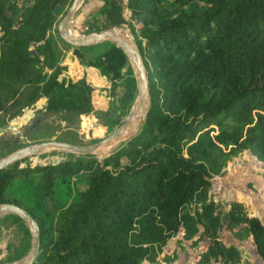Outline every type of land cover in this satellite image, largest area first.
<instances>
[{"label": "trees", "instance_id": "trees-1", "mask_svg": "<svg viewBox=\"0 0 264 264\" xmlns=\"http://www.w3.org/2000/svg\"><path fill=\"white\" fill-rule=\"evenodd\" d=\"M18 1L0 0V125L36 111L40 100L44 110L27 132L1 141L0 150L22 136L82 144L78 122L93 110L92 87L83 74L66 72L62 50L93 69L120 108L135 91L127 57L109 41L72 47L60 39L56 23L71 0ZM124 10L141 24L137 38L128 23L148 83L139 128L102 158L52 152L61 160L40 163L47 155L41 154L31 157L33 164L19 165L23 158L0 169V204L21 206L38 225L39 253L31 264H140L158 257L172 263L176 252L163 248L179 230L177 245L208 242L194 264H238L240 250L219 238L224 221L251 235L264 264V226L239 202L221 210L209 192L210 178L240 151L264 162V0H84L73 18L81 16L79 33L97 32L127 23ZM106 118L110 130L117 117ZM74 178L82 189L49 207L57 193H70ZM13 180L34 187L48 222L12 194ZM11 226L0 262L30 247L23 220L1 215L0 227Z\"/></svg>", "mask_w": 264, "mask_h": 264}, {"label": "rangeland", "instance_id": "rangeland-1", "mask_svg": "<svg viewBox=\"0 0 264 264\" xmlns=\"http://www.w3.org/2000/svg\"><path fill=\"white\" fill-rule=\"evenodd\" d=\"M22 0H19L18 3H20ZM81 16L78 17V19L72 18L71 20V24L69 25V30H73L74 33H79L77 27L80 26L79 23H81L80 20ZM124 18L127 21V23H122L121 25H123L126 29H128L129 31V26H128V22H129V18L128 15L125 14L124 12ZM82 28V27H81ZM131 34V33H130ZM132 36V35H131ZM102 87H98L97 91H100ZM110 98H109V105L107 108H105L104 110H92V112L90 114H92V118L91 117H87L83 120V122L79 121L78 123L80 124V127L78 128V130L80 132H82V136L81 138L84 139V141L82 142V144H90L93 143L97 140H99L100 138H102L103 136H105L106 132L108 131V127H109V122L106 118V113H112L115 117H117V123H118V118L121 117L127 110V107H122L120 108V104L118 101H116V97H113L111 94ZM41 104V103H40ZM42 105V104H41ZM89 115V114H88ZM118 115V116H116ZM9 122V121H8ZM32 122H30L29 124H26L24 122V124L19 123L17 125V129L11 130L9 131V129H7L8 131H6V134L8 135L9 133H11V135H8L9 137L15 136V137H19L20 136V132L22 131L23 127L26 128L28 126L31 125ZM77 123V124H78ZM117 123L113 124V126H116ZM135 123V122H134ZM133 123V124H134ZM112 126V127H113ZM137 124H135V128L136 129ZM97 128V130H96ZM88 130H91V135L88 136ZM96 130V131H95ZM133 130V131H134ZM4 132V133H3ZM1 134L3 141L5 139V129ZM49 139H53V138H49ZM126 138H124L125 140ZM2 141V142H3ZM123 141V140H121ZM119 141L117 143V145H110L108 146L110 149H107L108 147L104 148L102 151V154H106L109 153L110 151H112L113 149H115L118 144L121 142ZM33 141H30L28 139H26L25 137H21L18 141L17 144H15V146L4 149V150H0V157L13 151L14 149L23 146L25 144L28 143H32ZM113 146V147H112ZM106 150V151H105ZM248 149H244L242 151H240L237 156L232 157L227 163L226 166L224 167V174L222 173V175H214L212 176V184L210 186V193H211V189L214 190V186H217L219 183L218 182H222L223 177L227 176L229 178H227V180L225 182H239L240 184H235L234 186H229L227 184V187L222 189H218L216 191H213L212 194L213 199L216 200L219 203V207L221 210L227 209L228 208V204L229 202H231V200H229V197H224V194L227 191V189L231 188V189H235V186L239 189L238 191H236L237 195L239 196V200L236 199L237 201H239V203L243 206L244 212L247 216H252V215H257L259 216L261 223L264 225V200L259 202L258 205L257 204H252L248 205L247 203H245V201H243L241 199L242 197V193L241 190H245V187H252V183H247L244 184V182L248 179H251L255 182H257L260 178L258 176L255 175V172L257 170V172H263L264 173V167L260 166L259 163L254 159L253 156H251L249 153H247ZM44 154V153H43ZM36 156H39L41 154H35ZM35 155H31V156H26L25 160L21 161L19 163V165L23 166L25 165L27 162H30V164H33V160H36L34 158H31L32 156ZM97 155V154H96ZM98 157V155H97ZM58 158H62L61 154H47L45 156V158H41L38 159V161L40 163H48L51 162L53 159H58ZM261 162V161H259ZM243 164L242 167H236L234 165H240ZM222 178V179H221ZM215 179V180H214ZM226 178H224L225 180ZM13 184H12V194H14V196L19 197L20 199H22V202L25 205L31 206L33 211L35 212V214L43 216L46 220V222H48V218L46 217V215L43 212V209L41 207V203H40V199L38 197V195L33 191L34 187L31 184H28L24 181L21 180H13ZM260 184H258L259 186V191L261 190L260 193L264 194V179L260 180L259 182ZM59 186L61 188H65L63 187L64 185L59 184ZM83 187L82 182L76 180L75 178L72 179L69 182V186L68 189L70 190L67 196H63L61 194H56L55 196H53L52 200H49V204L48 206L51 207L52 204L55 203H61V204H65L69 199L70 196L77 190H81ZM236 188V189H237ZM11 189V188H10ZM254 190V189H252ZM236 195V196H237ZM228 199V200H227ZM242 201V202H240ZM244 202V203H243ZM15 227L11 226L9 228V230H14ZM9 230L7 228L4 227H0V259L3 258V255L5 253V239L6 237H8L9 235ZM181 231H179L178 234H180ZM174 239V237H172ZM171 238V239H172ZM219 238L221 240V242L223 244H234L237 246V248L240 250V253H242V255L240 256V261L238 264H260V261L257 259L255 252L253 251V247L251 244L252 238L251 235H249L248 233H246L244 230L242 229H238V230H230L227 226H226V221H224L221 225V228L219 230ZM173 246V245H172ZM179 246V245H178ZM177 246V244L175 243V249L177 250L179 247ZM206 246V242L202 239L199 240L196 245H190V241L187 242H182V246H180V248L177 250L175 259L173 260L172 264H194L197 261V254ZM178 247V248H177ZM168 253H172V251H168ZM26 253L23 255L25 256ZM242 258V259H241ZM25 259V257L23 258V260ZM22 261V260H21ZM24 262V261H23ZM22 262V263H23ZM0 263H6V262H0ZM140 264H168V263H164L162 261L161 258H156V261L149 263L146 261L141 262ZM207 264H221L219 261H210Z\"/></svg>", "mask_w": 264, "mask_h": 264}, {"label": "water", "instance_id": "water-1", "mask_svg": "<svg viewBox=\"0 0 264 264\" xmlns=\"http://www.w3.org/2000/svg\"><path fill=\"white\" fill-rule=\"evenodd\" d=\"M83 1L84 0H71L70 4L64 11L63 15L56 23L57 34L65 43L71 45L72 47H86L97 44L102 41H109L119 46L124 51L127 57L135 81V91L129 103V106L126 112L121 117L118 118L117 125L113 126L110 130H108L105 136H103L102 138H100L99 140L93 143L71 144L67 142L57 141L54 139H47L43 141L28 143L1 156L0 169L6 167L9 164L18 162L23 158H25L26 156L43 154V153L50 154L52 152H69L73 154H94L97 157L96 155L97 152H102L101 150L112 144L117 145L119 141L124 140V138H127L132 133H134L139 128V126L143 121L149 102L148 87H147L148 83H147L145 68L141 56L139 54L138 48L133 40V37L131 36L130 31H128V29H126L121 24L111 26L97 32H90V33H74L73 30H69L68 26L69 24H71V20L76 10L81 6ZM110 38H114V40ZM41 110H44V105H41L36 111L30 114L28 118L37 115ZM19 117L20 115H18L16 119H18ZM136 118H138V124L136 126V129L134 130L131 129V125ZM7 127H8V123H5V125H1L0 132L3 129H6ZM8 128L15 130L16 126L15 125L9 126ZM87 133L88 136H90L91 130H88ZM247 152L250 155H252V153L249 150H247ZM107 154L108 153L104 155L102 154L100 157L97 158H102ZM252 156L256 160V157L254 155ZM57 161L58 160L53 159L52 163H55ZM259 164L262 167H264V162H259ZM212 181H213L212 178H210L211 183ZM232 201H236V200L234 199ZM4 214H13L23 220V222L28 227L30 232V247L26 252L25 256H22L21 258L15 261L0 263V264H20L21 260H23L24 257H25V261L21 264H31L34 258L39 253V234H38V225L36 221L31 217V215L25 209L12 202H5L0 204V216ZM253 216H255L261 223L259 216L255 214ZM181 235L182 232H180L179 236ZM198 235L199 233H197L194 236V238H196ZM203 240L206 242L207 245L208 243L207 240L205 238H203ZM251 244L253 247V251L255 252L257 258L260 261V264H263L260 256L258 255L255 249V245L253 241H251ZM205 247L203 249H205Z\"/></svg>", "mask_w": 264, "mask_h": 264}, {"label": "crops", "instance_id": "crops-1", "mask_svg": "<svg viewBox=\"0 0 264 264\" xmlns=\"http://www.w3.org/2000/svg\"><path fill=\"white\" fill-rule=\"evenodd\" d=\"M57 30V29H56ZM61 39V38H60ZM62 40V39H61ZM63 41V40H62ZM62 50V49H61ZM62 52H63V54H62V56H61V59H60V63L62 64V65H64V66H66V72L67 73H69L70 75H72L75 79L76 78H79V77H81L82 76V74H83V77L85 78V80H86V82L92 87V90H91V93H90V96H91V104H92V107H93V110H97V109H99V110H104L105 108H107L108 107V103H109V98H110V95H109V92H108V85H106V84H103L101 81H100V79L99 78H97L96 77V75H95V71L93 70V69H86V68H84V67H82L80 64H79V62H78V60H77V58L72 54V52L68 49V50H62ZM98 87H102L101 89H100V91H97V88ZM40 102H41V104H42V101L40 100ZM31 114V113H30ZM29 113H27V112H25V113H23L22 115H20V117L18 118V119H16V117L15 118H13V119H11L9 122H7L8 123V127L9 126H16V129H17V125L19 124V123H22V124H24V122H25V120L27 119V117L30 115ZM87 117H91L92 118V114H89V115H86ZM93 119V118H92ZM6 128L5 129V131H8L7 129H9V131H11L12 129L11 128ZM15 129V130H16ZM14 130V131H15ZM96 130H97V128H96ZM95 130V131H96ZM248 153V152H247ZM252 156V155H251ZM256 161L259 163V161L256 159ZM243 164L244 163H242V164H240V165H234V166H236V167H242L243 166ZM260 165V164H259ZM261 166V165H260ZM223 174H224V172H222ZM222 173H221V175H222ZM220 175V174H219ZM228 175V174H227ZM224 176L223 177V181L222 182H218L219 184L217 185V186H214L213 188H214V190H212L211 189V194H212V192L213 191H216V190H218V189H222V188H226L227 187V184L230 186H234L235 184H240L239 182H237V183H235V182H232V183H228V182H225L226 180H227V178H229L228 176ZM255 175L256 176H258L260 179L257 181V182H255V181H253V180H251V179H248V180H246L245 182H244V184H246V182L247 183H252V187H245V186H243L244 188H245V190H241V195H242V197H241V199L243 200V201H245V203H247L248 205H251L252 206V204H257L258 205V203L259 202H261V201H263L264 200V194L263 193H260L261 192V190L259 191V185L258 184H260L259 182H260V180H262V179H264V173L263 172H257V170H256V172H255ZM224 178H226L225 180H224ZM215 180V179H214ZM212 184V183H211ZM221 185H223V186H221ZM211 186V185H210ZM231 188H233V187H231ZM227 189V191L228 192H226L225 194H224V197L226 198V197H229V200H236V199H238L239 200V196L240 195H237V193H236V191H238L239 189L235 186V189ZM237 188V189H236ZM252 189H254V190H252ZM209 192H210V190H209ZM213 195V194H212ZM237 195V196H236ZM214 196V195H213ZM228 200V199H227ZM214 201H216V200H214ZM237 201V200H236ZM239 202V201H238ZM240 202H242V201H240ZM244 203V202H243ZM230 230H235V229H230ZM174 237V239L172 238H169L168 240H167V242H166V244H165V246H164V248H163V251L164 252H167L168 253V251H172V252H176L177 253V250L180 248V246H182V242H187V241H182L179 245L180 246H178L177 248V250L175 249V243L177 244V240L178 239H180L181 238V236H179V234L177 235H175V236H173ZM6 239H7V237H6ZM5 239V240H6ZM173 245V246H172ZM226 245V244H225ZM228 245V244H227ZM1 248V247H0ZM242 255V253H240V256ZM242 259V258H241Z\"/></svg>", "mask_w": 264, "mask_h": 264}, {"label": "flooded vegetation", "instance_id": "flooded-vegetation-1", "mask_svg": "<svg viewBox=\"0 0 264 264\" xmlns=\"http://www.w3.org/2000/svg\"><path fill=\"white\" fill-rule=\"evenodd\" d=\"M23 113H25V112H23ZM23 113H22V114H23ZM32 113H33V112H31V114H32ZM22 114H20V115H22ZM29 114H30V112H29ZM30 122H32L30 126L35 125V123L37 122L36 115H35V116H32V117H29V118L27 117V119L25 120V123H26V124H29ZM26 124H24V125H26ZM1 125H5V123H3V124H1ZM1 125H0V126H1ZM3 131H4V129H3L0 133H2ZM22 132H27V131L25 130L24 127H23V129H22V131H21L20 133H22ZM3 133H4V132H3ZM5 135H7V134H6V131H5ZM8 135H11V133H9ZM8 135L5 136V139L9 137ZM20 135H21V134H20ZM5 139H4V141H5ZM1 141H3V138H2V136H1V134H0V144H1ZM1 149L4 150V149H5V146H4V147H1ZM59 159H60V158H58V159H56V160H59ZM8 230H9V229H8ZM9 232H10V233L8 234L9 236L7 237V239H6V241H5V245H6L7 240H9L10 237H11V235H12V233H11L10 230H9ZM4 251H5V250H4Z\"/></svg>", "mask_w": 264, "mask_h": 264}, {"label": "built area", "instance_id": "built-area-1", "mask_svg": "<svg viewBox=\"0 0 264 264\" xmlns=\"http://www.w3.org/2000/svg\"><path fill=\"white\" fill-rule=\"evenodd\" d=\"M125 14L128 15V12L126 10H124ZM124 16V15H123ZM130 26L132 27V31L133 33L137 36V38H140L139 34H138V30L141 26L140 22L139 21H136L134 19H129V22ZM129 26V25H128ZM129 31H130V28H129ZM131 33V31H130ZM132 35V33H131ZM133 37V35H132ZM180 231V230H179ZM179 231L176 233L178 235ZM168 264H172V263H168Z\"/></svg>", "mask_w": 264, "mask_h": 264}, {"label": "bare ground", "instance_id": "bare-ground-1", "mask_svg": "<svg viewBox=\"0 0 264 264\" xmlns=\"http://www.w3.org/2000/svg\"><path fill=\"white\" fill-rule=\"evenodd\" d=\"M70 25V24H69ZM69 27V26H68ZM74 32V31H73ZM110 39H112V40H114V38H110ZM135 122V123H134ZM134 123V124H133ZM135 124H138V118H136L133 122H132V125H131V129H134L135 128ZM113 147V146H112ZM111 148V147H110ZM109 147L107 148V149H110ZM106 151V150H105ZM97 155H98V157H100L101 155H102V152H97L96 153ZM255 159V158H254ZM23 261H25V259L24 260H22L21 262H20V264L23 262Z\"/></svg>", "mask_w": 264, "mask_h": 264}]
</instances>
